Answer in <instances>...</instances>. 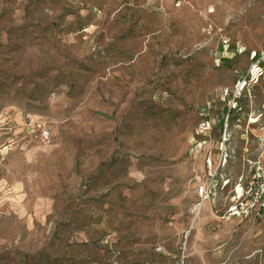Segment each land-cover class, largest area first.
<instances>
[{"label":"rangeland","instance_id":"obj_1","mask_svg":"<svg viewBox=\"0 0 264 264\" xmlns=\"http://www.w3.org/2000/svg\"><path fill=\"white\" fill-rule=\"evenodd\" d=\"M258 171L264 0H0V264H264Z\"/></svg>","mask_w":264,"mask_h":264},{"label":"built area","instance_id":"obj_2","mask_svg":"<svg viewBox=\"0 0 264 264\" xmlns=\"http://www.w3.org/2000/svg\"><path fill=\"white\" fill-rule=\"evenodd\" d=\"M161 1H164V0H161ZM172 1H173V3H175L177 5V4H181V2L183 0H172ZM41 139L44 143H49L51 140L50 132L47 130L42 131ZM258 175H261V178H262V183L260 185L261 190L260 191L256 190V188L254 186L249 187L248 192H251V197L246 199L249 201L253 200L255 202V205L256 204H260V205L264 204V171H258ZM210 192H211V186L210 185L202 184V185H200V187L198 189V195L200 197H206ZM234 209H232V211H236L237 207H234Z\"/></svg>","mask_w":264,"mask_h":264},{"label":"bare ground","instance_id":"obj_3","mask_svg":"<svg viewBox=\"0 0 264 264\" xmlns=\"http://www.w3.org/2000/svg\"><path fill=\"white\" fill-rule=\"evenodd\" d=\"M203 201V200H202ZM205 201V200H204ZM201 203V202H200ZM204 203V202H203ZM200 206V205H199ZM208 215V214H207Z\"/></svg>","mask_w":264,"mask_h":264}]
</instances>
